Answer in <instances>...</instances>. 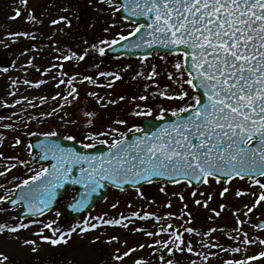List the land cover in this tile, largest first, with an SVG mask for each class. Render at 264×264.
<instances>
[{"label": "rangeland", "instance_id": "rangeland-1", "mask_svg": "<svg viewBox=\"0 0 264 264\" xmlns=\"http://www.w3.org/2000/svg\"><path fill=\"white\" fill-rule=\"evenodd\" d=\"M22 2L27 9L20 13L21 17L39 25L40 30L33 25L24 26L15 34H3L0 30V53L4 55L7 46L12 48L9 67L0 71L3 198L17 181L32 177L43 168L25 161L26 137L30 133H55L62 138L72 136L80 143H93L120 135L124 117L157 114L161 106L177 114L194 105L197 96L186 83L189 76L182 67L181 55L144 59L100 57L101 49L134 29L117 16L115 0H53V5L47 0ZM92 4L97 9L90 7L87 17L92 18L95 26L105 25V30L99 35L92 31L89 37L68 43L62 33L75 28L74 17L80 5L88 8ZM57 5L61 10L67 8L69 16L62 11L57 14ZM13 15H2V24L16 25L14 21L26 20L20 21ZM43 38L50 39L45 42L49 48L43 52H29L24 45L19 50L14 45ZM43 53L46 55H40ZM42 56L44 61L38 62ZM177 64L181 67L177 68ZM50 90H59L61 94L57 98ZM185 92L187 95L181 98ZM111 118L121 119L120 129H111ZM239 188L242 187L236 184L218 188L210 181L197 189L186 184L167 189L154 184L143 192L112 194L89 217L66 224L58 231L53 224L62 218L60 206L41 217L35 227L30 224L36 220H11L12 211L5 209L0 212V225L15 231L0 234V253L8 257L4 264H98L110 255L113 264H246L253 258L250 245L257 238L253 220L245 211L251 209L249 203L256 198L250 189L251 196L243 205L240 199L244 191H238ZM213 189L223 202H218V207L211 203ZM153 215H159L164 223L152 219ZM132 218L136 219L127 220ZM106 220L120 221V225L99 226ZM52 239L61 242L53 245ZM221 248L232 254H222ZM172 250L180 257L173 255Z\"/></svg>", "mask_w": 264, "mask_h": 264}, {"label": "snow or ice", "instance_id": "snow-or-ice-1", "mask_svg": "<svg viewBox=\"0 0 264 264\" xmlns=\"http://www.w3.org/2000/svg\"><path fill=\"white\" fill-rule=\"evenodd\" d=\"M146 7L155 13V31L161 34V43L192 50L189 75L195 73L193 79L204 89L208 103L189 105L193 115L173 125L175 136L165 132L125 147L123 141H114L116 152L101 160L99 167L88 157L69 153L91 166V171L82 169L84 176L72 182L98 185L101 179L137 180L170 173L203 176L205 182L217 172L241 178L264 176V0H146ZM193 79L186 83L193 85ZM186 95L182 93L181 98ZM196 104H200L199 99ZM188 107L180 112L188 111ZM69 171L63 164L54 168L55 182L66 179ZM48 172L44 169L30 179L35 182ZM256 183L264 188L259 180ZM49 185L56 186L52 180ZM262 200L264 194L257 203ZM4 230L0 225V232ZM50 242L56 245L61 240ZM0 257V264L8 259L2 253Z\"/></svg>", "mask_w": 264, "mask_h": 264}, {"label": "water", "instance_id": "water-1", "mask_svg": "<svg viewBox=\"0 0 264 264\" xmlns=\"http://www.w3.org/2000/svg\"><path fill=\"white\" fill-rule=\"evenodd\" d=\"M140 7H137V0H118L117 3L121 6L118 10L121 18L132 21L135 24L145 25V28L139 27V31H136L133 36L126 38L104 50L107 55L117 56H146L153 52H161L165 54H173L181 52L184 54V66L191 70L192 65V50L184 47L183 45H165L161 43V34L155 31L154 21L156 19L154 12H148L146 7V0H138ZM4 59H0V68H4L6 63ZM195 73L191 75V79ZM199 85V82L193 79V87L198 93V99L200 104H196V107H202L208 103L207 97L205 95L204 89ZM193 109L183 112L175 118L170 116H165L160 120H152L145 122V130L152 129L151 135L148 137L152 139L153 137L159 135L163 136L165 132L175 136L176 133L173 130V125L179 123L182 120H186L188 117L192 116ZM143 133V132H142ZM141 135V133H137ZM133 135H127L123 142L128 141ZM136 141L131 145L137 144L136 137H133ZM138 141V142H140ZM33 158L38 152L40 154V159L42 161H47L48 166L46 169L49 170L47 174L42 176L39 180L33 182L32 180L28 184H23L17 188L15 193V202L22 203L19 210H23L19 215L20 217H25L28 215L41 214L46 212L57 204L58 199L68 190H74L76 193V198L64 204V216L67 219L77 217L82 211L88 212L94 204L102 201L106 196V189L102 186V182L107 185H112L117 188L125 189L127 187H139L142 184L149 183L151 181H162L167 183H175L178 181L186 180L192 185L196 186L204 179L203 176L199 178H194L192 176H184L181 174H166L163 176L152 175L147 179L138 178L133 180L131 177L126 178V180L113 181L109 179H101L98 185L91 183H73V179H79L84 176L82 169L91 171L90 163L86 160L76 161L73 156L69 155L78 154L79 156L88 157L91 159V164L99 167L101 160H107L108 158L101 157L104 154L100 146L95 147L88 153H82V147H79L76 143L64 142L54 137H43L35 136L30 140ZM35 146V147H34ZM113 148L109 149L112 151ZM107 156V155H106ZM42 158V159H41ZM61 164L65 168H69L70 171L67 173V178H61L59 182H55L53 170L54 168L59 169ZM76 166L81 167V170L74 169ZM243 175V174H242ZM216 177L220 179L230 178L237 176L234 173L229 175H224L222 172L215 173ZM248 176V175H243ZM52 180L55 183V187L49 185V181ZM51 193V195H50ZM42 201H46L42 203ZM13 203H10L11 207Z\"/></svg>", "mask_w": 264, "mask_h": 264}, {"label": "flooded vegetation", "instance_id": "flooded-vegetation-1", "mask_svg": "<svg viewBox=\"0 0 264 264\" xmlns=\"http://www.w3.org/2000/svg\"><path fill=\"white\" fill-rule=\"evenodd\" d=\"M257 180H259L260 183L264 184V176H258L256 178L243 180L235 179L231 181V183L242 187L241 189L244 191L243 196L245 195L246 199L251 196V192L248 191L246 187L251 188L254 192V197L256 198V200L254 201V207L253 209L245 211V213L248 212L249 217L254 221V236L257 238L256 243L262 248L261 250L263 251L264 247L261 245H264V200L259 201V203H257V201L260 195L264 194V188H261L260 185L256 183ZM212 196L215 197V193H213ZM243 204L245 203L243 202Z\"/></svg>", "mask_w": 264, "mask_h": 264}]
</instances>
